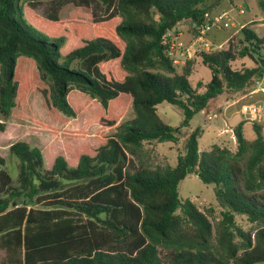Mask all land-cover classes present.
I'll list each match as a JSON object with an SVG mask.
<instances>
[{"label": "trees", "instance_id": "1", "mask_svg": "<svg viewBox=\"0 0 264 264\" xmlns=\"http://www.w3.org/2000/svg\"><path fill=\"white\" fill-rule=\"evenodd\" d=\"M207 14L206 0H0L2 119L26 117L37 93L53 123L94 133L65 140L49 169L50 148L13 143L17 186L0 155V264H264L261 126L253 141L236 126V152H201L198 127L174 167L150 170L135 159L145 142H177L212 101L262 75L264 36L246 26L241 49L230 42L199 55L211 74L204 92L191 83V62L176 71L168 33ZM244 57L257 67L233 69ZM164 102L182 112L178 127L159 116ZM189 175L214 185L226 209L218 222L180 198ZM236 214L255 224L254 235L236 225Z\"/></svg>", "mask_w": 264, "mask_h": 264}, {"label": "rangeland", "instance_id": "2", "mask_svg": "<svg viewBox=\"0 0 264 264\" xmlns=\"http://www.w3.org/2000/svg\"><path fill=\"white\" fill-rule=\"evenodd\" d=\"M206 3L208 15L213 17L227 12L234 25L230 29L214 30L206 36L212 45L211 49H217L218 45H223V49H226L230 42L237 50L244 47L241 30L245 26L258 37L264 36V0H206ZM241 11L244 13L242 14ZM33 13L40 16L42 9H33ZM107 27V24L103 23L97 25L98 29L108 31ZM176 37L182 43V46L177 48V52L172 56L176 71L180 73L183 67L191 62V83L197 88V84L200 82L203 86L198 87L197 90L202 93L211 74L201 62L199 55L203 52V46L196 40L197 32L193 23L185 21L177 25L173 31L168 33L167 43L171 44ZM256 57L264 59V48ZM232 67L235 70L252 69L257 67V63L249 57H244L233 62ZM262 74H264V70ZM251 84L249 83L243 89L228 91L212 101L206 109L195 116L190 128L181 129L177 142H145L144 149L135 159L150 170L167 165L174 167L178 157L185 153L189 133L198 127L203 131V136L199 140L201 152L209 151L214 145L236 152L238 144L234 129L241 123H243V134L248 141L255 139L254 124L262 127L264 136V122L250 123L240 112L242 105L261 98L257 95H249L252 89ZM43 108L42 96L32 93L27 99L26 117H10L4 121L0 116V124L5 125L4 132H0V155L6 160L5 168L11 176L14 186L18 185L19 160L9 153V147L13 143L24 141L41 150L50 148V153L44 155L45 168L49 169L53 163L51 162L52 155L59 148L62 150L65 140L71 139L80 143L86 135L94 134L84 132L80 128L74 130L65 125H56ZM157 111L161 119L173 127H178L183 120L182 112L166 102L158 105ZM208 113L213 115L212 120H208ZM81 128L88 129L89 124H82ZM90 129L93 130V128ZM100 133L99 131L98 134ZM179 195L182 200L192 201L203 213L212 210L213 216L210 217V220L213 223L221 220L222 213L226 210L215 197L214 185L204 184L195 175H189L180 182ZM235 223L242 231L254 235L256 226L248 220L246 215L236 214ZM4 257L5 251L0 249V262Z\"/></svg>", "mask_w": 264, "mask_h": 264}, {"label": "built area", "instance_id": "3", "mask_svg": "<svg viewBox=\"0 0 264 264\" xmlns=\"http://www.w3.org/2000/svg\"><path fill=\"white\" fill-rule=\"evenodd\" d=\"M243 14L244 11H241ZM193 26L196 29L197 32V42H200L203 46V52H210L215 51L218 49H221L223 45H218L217 49H211V43L206 38V36L213 32L214 30H224V29H230L234 25L231 22V19L229 18V14L227 12H224L222 14L216 15V16H210L206 15L205 21L202 24L193 23ZM168 54L170 57H172L176 52L177 48L182 46V43L176 38H174V41L169 44ZM252 89L249 92L250 96H260L261 98L254 100L252 102L246 103L242 105L241 107V114L243 117L250 121V123H263L264 122V74L257 77L252 82ZM208 120L213 119V115L211 113L207 114Z\"/></svg>", "mask_w": 264, "mask_h": 264}, {"label": "crops", "instance_id": "4", "mask_svg": "<svg viewBox=\"0 0 264 264\" xmlns=\"http://www.w3.org/2000/svg\"><path fill=\"white\" fill-rule=\"evenodd\" d=\"M182 23V22H181ZM179 25V24H178ZM177 27V26H176Z\"/></svg>", "mask_w": 264, "mask_h": 264}]
</instances>
